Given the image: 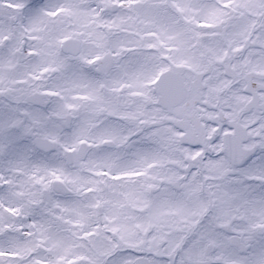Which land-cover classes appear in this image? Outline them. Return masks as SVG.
<instances>
[{
    "label": "snow or ice",
    "instance_id": "1",
    "mask_svg": "<svg viewBox=\"0 0 264 264\" xmlns=\"http://www.w3.org/2000/svg\"><path fill=\"white\" fill-rule=\"evenodd\" d=\"M0 264H264V0H0Z\"/></svg>",
    "mask_w": 264,
    "mask_h": 264
}]
</instances>
